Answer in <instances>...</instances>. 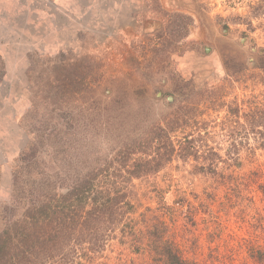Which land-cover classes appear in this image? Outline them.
I'll return each instance as SVG.
<instances>
[{
  "label": "rangeland",
  "instance_id": "obj_1",
  "mask_svg": "<svg viewBox=\"0 0 264 264\" xmlns=\"http://www.w3.org/2000/svg\"><path fill=\"white\" fill-rule=\"evenodd\" d=\"M166 14L193 18L186 37ZM263 50L264 0H0V216L34 141L26 170L36 178L65 192L100 170L132 205L102 228L96 250L75 241L53 264H154L157 223L186 260L264 264ZM57 58L79 61L65 76L98 81L57 94L48 86ZM161 128L173 160L130 178L123 149L144 151Z\"/></svg>",
  "mask_w": 264,
  "mask_h": 264
},
{
  "label": "trees",
  "instance_id": "obj_2",
  "mask_svg": "<svg viewBox=\"0 0 264 264\" xmlns=\"http://www.w3.org/2000/svg\"><path fill=\"white\" fill-rule=\"evenodd\" d=\"M166 15L170 17V25L181 27L180 37H186L189 25L194 24L193 18L184 14ZM52 62L55 74L48 78V86L50 90H57L55 92L59 95L61 92L75 96L76 91H70L69 87L82 90L98 81L92 72L80 76L75 72L65 76V70L79 67L77 60L65 62L57 58ZM225 66L232 71L229 61ZM256 67L264 72V50L258 55ZM5 73V64L0 56V83ZM64 87L68 89L62 90ZM152 149L155 151L151 152ZM39 151L40 147L30 141L28 148L16 160L14 199L12 204L4 207V214L0 216V264H53L75 241L80 244L88 240L91 249H94L93 242L100 234L103 235V244L107 241L105 233H101L104 226L109 225L107 228L111 231L119 215L131 213L132 205L127 201L126 191L102 185L100 170L78 175L65 192L57 189L49 177H42L39 173L40 177L36 178L35 173L26 169L30 167L29 160L35 159ZM175 152L171 135L161 128V134L153 137L144 151L136 147L131 151L123 149L122 154L126 156L120 163L122 168L129 169L130 178H140L169 164ZM23 201L22 214L10 215L11 207ZM149 240L154 264H197L183 258L175 244L166 239L162 223L152 227Z\"/></svg>",
  "mask_w": 264,
  "mask_h": 264
},
{
  "label": "water",
  "instance_id": "obj_3",
  "mask_svg": "<svg viewBox=\"0 0 264 264\" xmlns=\"http://www.w3.org/2000/svg\"><path fill=\"white\" fill-rule=\"evenodd\" d=\"M253 50L255 51V49H253ZM169 101H170V102H172V101H173V98H172V97H170V98H169Z\"/></svg>",
  "mask_w": 264,
  "mask_h": 264
}]
</instances>
